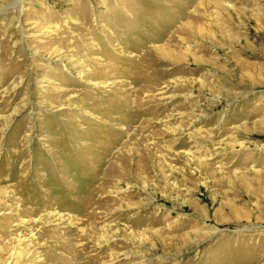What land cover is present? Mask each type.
I'll use <instances>...</instances> for the list:
<instances>
[{
	"label": "rangeland",
	"instance_id": "obj_1",
	"mask_svg": "<svg viewBox=\"0 0 264 264\" xmlns=\"http://www.w3.org/2000/svg\"><path fill=\"white\" fill-rule=\"evenodd\" d=\"M0 264H264V0H0Z\"/></svg>",
	"mask_w": 264,
	"mask_h": 264
},
{
	"label": "bare ground",
	"instance_id": "obj_2",
	"mask_svg": "<svg viewBox=\"0 0 264 264\" xmlns=\"http://www.w3.org/2000/svg\"><path fill=\"white\" fill-rule=\"evenodd\" d=\"M18 185V184H17Z\"/></svg>",
	"mask_w": 264,
	"mask_h": 264
}]
</instances>
